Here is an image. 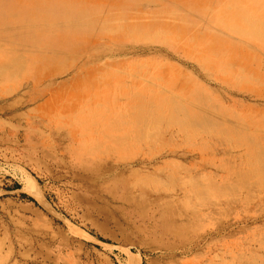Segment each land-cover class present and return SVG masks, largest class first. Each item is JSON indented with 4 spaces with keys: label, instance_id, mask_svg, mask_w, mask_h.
<instances>
[{
    "label": "rangeland",
    "instance_id": "1",
    "mask_svg": "<svg viewBox=\"0 0 264 264\" xmlns=\"http://www.w3.org/2000/svg\"><path fill=\"white\" fill-rule=\"evenodd\" d=\"M189 1L0 0V264H264V144L236 121L264 114V80L225 81L166 32L263 78L264 37L221 17L225 0ZM133 60L142 72L170 65L203 91L180 102L178 81L167 110L131 124L129 108L115 132L78 139L63 113L95 75L113 71L149 97L131 83ZM156 195L167 197L153 215Z\"/></svg>",
    "mask_w": 264,
    "mask_h": 264
},
{
    "label": "bare ground",
    "instance_id": "2",
    "mask_svg": "<svg viewBox=\"0 0 264 264\" xmlns=\"http://www.w3.org/2000/svg\"><path fill=\"white\" fill-rule=\"evenodd\" d=\"M30 1H34V0H30ZM187 1L190 4L193 2V1H189V0H187ZM247 1L248 0H245V2L247 3V4H245L246 6L240 7L237 5L238 0H233L232 2L230 0H225L226 7L221 10L222 14L220 16L224 17L227 15V13L231 12V13L236 15V17H235L236 19H234V20H237V23H240V26H243V27H249L250 26V28H248V31L246 32V34L248 36L264 37V34H263L264 33V7H262V8L256 7L255 5H258V4H255L253 6L248 5L250 2L249 1L247 2ZM256 3L264 4V0L257 1ZM71 9H70V11H73ZM53 11H55V10H53ZM35 12H37V11H35ZM68 12H69V10H67V13ZM241 12H246V13H241ZM28 13H29V11H28ZM60 13H62V12H60ZM216 13H220V11H218ZM45 14H47V13L44 12V15ZM66 14H65V17L67 16ZM0 15H1V13H0ZM42 15H43V13H42ZM55 15H54V17H55ZM24 17H26V16H24ZM39 17L42 18L40 15H39ZM50 17H52L54 19L53 16H50ZM60 17H62V15ZM46 18H48V15ZM27 19H29V17L28 18L26 17V21H27ZM33 19H34V17H33ZM73 19H76V18L73 17ZM9 20H11V19H9ZM16 20L18 22L19 19H16ZM35 20L40 21L38 19H35ZM83 20H84V18L82 19V21ZM87 20H88V18H87ZM8 21H6V22H8ZM82 21H81V24L83 23ZM77 24H80V23H77ZM130 24L132 25V23H130ZM130 24H128V26ZM67 25H66V27H67ZM113 25L114 24H112V26ZM63 26H65V25H63ZM107 26L108 25H106V27ZM60 31L61 30H59V32ZM86 32H87V30H86ZM82 33H83V31H82ZM104 33H105V31H104ZM61 34H62V32H61ZM73 34L76 36L75 32L72 33V36H73ZM63 35H64V33H63ZM67 35H68V32H67ZM72 36L70 35L69 38L71 39ZM127 37H128V35H127ZM166 37L170 38V41L172 43L181 42V44L185 48L184 52L186 55L187 54L190 55L192 52H194V53H192L193 56L190 55L192 58H196L198 63L202 67L209 68L210 70H213L212 68L217 69L218 72H221L223 75H225L224 76L226 79L225 81H237V82H241V83L242 82L250 83L253 81L256 83L257 81L261 80L258 75L257 76L253 75L251 73L246 72L245 70L240 71L239 74H236L235 72H233V69L229 68L226 65V62L222 58H220V56L217 55V59H216L214 57H210L207 54H205V52L208 48V46L206 44H203L201 41L199 42V40H191V39L180 37L174 28L167 29ZM69 38H68V40H70ZM123 39H124V37H123ZM256 39H258V38H256ZM260 40H262V39L260 38ZM48 41H51V40L49 39ZM71 41H73V40L71 39ZM79 41H80V39H79ZM57 43H59V42H57ZM65 43H67V42H65ZM72 43H74V42H72ZM262 45H263V49H264V42H262ZM64 46H60V47H64ZM55 53H59V51L55 52ZM214 61H216L215 67L209 66L210 62H214ZM145 65L146 64H144V63L137 62V61L133 60V61L127 63V68L130 70H133V71H131V75L133 76V78H132L133 81L131 83L133 85L138 84V83H142L147 87L148 92H150V94L148 95L149 96L148 98H147L148 93H146V90L141 88L140 86L138 88H134V90L132 88L123 86L121 80L118 79L119 76L113 71H106L103 74H97V75H95V79L93 81H91V79L89 80V83L84 87L85 94L80 99L79 105H77L73 111L63 113L68 119H70L72 121L73 125L77 126L76 128L78 130H80L81 133H85L84 135L82 134L83 136H77V137H79L78 139L89 140L88 138H90V135L94 130L107 131V130L112 129V132H115V131H113V129L115 128L116 123L126 122L122 118L124 117L125 113L129 112L128 111L129 108H130V112L128 114H131L135 118V121L134 122L129 121L126 123H131V124L132 123L142 124V122H140L138 120H141L143 118H147L151 114L153 115L154 110H157V109L167 110L169 106L167 104H163V101L166 99L165 96H168L167 94H165V91L166 90H169V91L172 90L173 92H175V90L173 88L175 87V84H177L178 81L180 82L179 83L180 86L177 89V91L173 94H174V97L180 98V100H179L180 102H184L186 100L189 102L190 101L189 98L191 99V97L192 98L198 97L197 94H199L201 91H203L201 89V85L198 82H195L193 78H191L190 76L179 77L180 74L176 73L175 70L173 69V67L170 65H165V66L159 67L157 64L154 63V64H152L153 70H149V71L147 70L145 72H142L141 68L144 67ZM239 69L242 70V68H239ZM138 73L141 75L140 77L139 76L136 77L137 75H139ZM29 76H30V71H29ZM209 78H211V77H209ZM111 79H113V84L111 83ZM152 84H154V85H152ZM154 86H156V87L153 88ZM152 89H155L156 91L152 92ZM224 89H226V88H224ZM20 90H22V89H20ZM120 94H124L126 96L125 104H123V105L120 104L117 100V98ZM169 97H172V96H169ZM224 98H225V96H224ZM44 110L45 109H41V113L42 112L47 113V115L52 116L51 118L53 120L58 119V116L56 115V111L51 112V111H44ZM41 113H40V115H41ZM237 114H238V116H237L238 119L236 121L241 119L242 124H240V125H243L245 128L250 129V130H248L249 139H252V140L256 139L257 141L260 140L264 144V114H262L261 116L257 115V114H253V112L251 110L238 111ZM118 117H119L120 121L117 120ZM81 118H85V119H81ZM109 119L111 120L110 122L108 121ZM234 121H235V119H234ZM86 123L87 124L89 123L93 126H91L90 129H86ZM83 128H85V129H83ZM83 131H85V132H83ZM74 138H76V137H74ZM78 139H76V140H78ZM118 146H120V145H118ZM138 162H140V160ZM131 166H133V165H131ZM36 192L37 191L33 190L34 194ZM166 197L167 196H165V195H163V196L156 195L155 197H153L150 200L152 201L153 199L155 200L157 198L166 199ZM151 203L153 204L154 202L152 201ZM155 206L156 205L153 204V206L151 208L153 215L156 213ZM218 229H220V228H218ZM209 232H211V231L209 230ZM205 233L207 234L208 232H205ZM208 235H209V233H208ZM153 245L151 246V248L153 247ZM157 247H155V248H157ZM192 248H194V247L192 246ZM167 255H165V256H167ZM170 259H173V257ZM185 264H190V263H185Z\"/></svg>",
    "mask_w": 264,
    "mask_h": 264
},
{
    "label": "crops",
    "instance_id": "3",
    "mask_svg": "<svg viewBox=\"0 0 264 264\" xmlns=\"http://www.w3.org/2000/svg\"><path fill=\"white\" fill-rule=\"evenodd\" d=\"M231 2L233 1V0H230ZM250 3L248 4V5H254V3L252 2V0H248ZM247 1V2H248ZM237 2V1H236ZM245 4H247L246 2H245V0H238V3H237V5L238 6H240V7H244V6H246ZM257 4V3H256ZM259 5V4H258ZM255 6H257V5H255ZM226 65L228 66V63L226 62ZM229 67V66H228ZM229 68H231V69H233L232 67H229ZM242 70H244L243 68H242ZM242 70H240L239 68H237V69H233V72H237L236 74H239L240 73V71H242ZM249 73V72H248ZM249 75V74H248ZM257 76V75H256ZM259 76V75H258ZM224 77V76H223ZM225 78V77H224ZM259 78L261 79V80H264V78L263 77H261V76H259ZM226 80V79H225ZM243 83V82H242ZM245 83H247V82H245ZM251 84H253V85H255V82H250ZM256 84H258V82L256 83ZM264 84V83H263ZM258 85H260V84H258ZM1 122V121H0Z\"/></svg>",
    "mask_w": 264,
    "mask_h": 264
}]
</instances>
